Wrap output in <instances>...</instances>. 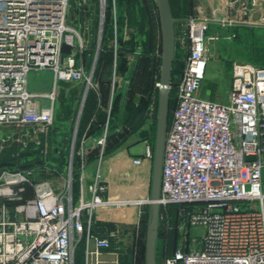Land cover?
I'll list each match as a JSON object with an SVG mask.
<instances>
[{
  "label": "built area",
  "instance_id": "built-area-1",
  "mask_svg": "<svg viewBox=\"0 0 264 264\" xmlns=\"http://www.w3.org/2000/svg\"><path fill=\"white\" fill-rule=\"evenodd\" d=\"M193 1L192 13L174 33L185 56L177 81L169 85L175 87V106L163 137L156 202L162 208L174 203L199 205L185 212V226L190 225L187 251L183 238L161 264H264V64L234 62L226 102L197 94L207 67L210 24L264 25V0H213L210 15ZM97 5L98 32L103 33L106 7L115 26L116 0H98ZM67 6L68 0H0V150L16 141L25 143L11 132L27 127L39 143L40 134L53 124L54 90H29L28 72L50 69L55 80H84L86 87L92 86L75 56L82 38L66 23ZM111 33L115 37V27ZM105 137L104 129L95 139L98 163L106 154ZM153 150L154 143L144 140L132 164L153 161ZM77 154L81 164L76 194L69 176L60 193L42 181L34 184L31 198L12 208L0 201V264H74L79 243L83 264H99L101 251L111 248L114 232L95 225L101 220L99 210L112 204L103 196L105 186L97 168L85 181L84 152ZM26 179L13 172L4 182ZM9 194H13L9 187L0 192ZM143 202L152 200L147 197Z\"/></svg>",
  "mask_w": 264,
  "mask_h": 264
},
{
  "label": "rangeland",
  "instance_id": "rangeland-1",
  "mask_svg": "<svg viewBox=\"0 0 264 264\" xmlns=\"http://www.w3.org/2000/svg\"><path fill=\"white\" fill-rule=\"evenodd\" d=\"M186 1L172 0L173 10L176 9L177 4L184 6L186 3H190L192 8L193 0ZM97 4L98 0H68L66 11V23L76 28L82 38V49L77 51L75 56L82 64L85 75L92 86L95 87L96 83V88H100L101 94L105 97L108 94L110 98L117 94L128 95L134 86L146 89L149 98L148 103L150 102L151 107L156 112L159 86H156L155 82H158L157 76L161 63V36L154 0H116L115 26L113 23H108L110 12H105V20L102 23L105 29H111V31L115 27V37L113 35L107 37L98 32L100 24ZM207 36L206 73L201 80L197 94L207 99L226 102L231 88L233 63L264 64V25L213 23L210 24ZM77 42L78 40L75 38L74 49L78 46ZM174 52L178 54V57L175 60L174 71H171V77L177 79L185 51L178 48L174 42ZM108 54H111V58H115L114 77L112 65H106V61L103 59L104 56L106 59ZM85 85L86 81L83 80L76 89L77 92L74 96V92L71 90L70 93H62V95L66 94L67 97L69 94L76 97L75 110L81 97H85L88 88L91 87L88 85L86 92H83ZM112 86L113 92H111ZM71 99L62 100L61 105L71 104ZM171 108L173 109V105ZM166 124L167 118L165 127ZM22 131L27 133L29 130L27 127H23ZM136 136L137 134H134L132 137L135 138ZM43 138V142H45L41 146L36 147L33 140H25V143L16 141L3 152H0V192L6 193L8 187L13 192L7 196L0 195V201L4 200L11 208L34 195L35 183L50 181L54 188L62 190L65 188L66 180L72 176L73 166L70 162L76 155L75 150H73V147L77 146L75 136L73 137V134L69 136L67 146L62 150L56 149L55 146L50 148L47 134H44ZM88 144L92 143L88 142ZM142 147V141H135L130 144L129 149L134 152L140 151ZM89 148L96 152L99 150L97 144L89 145L84 151V156L89 155ZM13 172L21 173L27 179L20 183L5 184L4 180L10 177V173ZM71 184H73V179ZM262 187L264 191V170ZM198 205V203L182 204L187 211L195 210ZM179 206L170 204L165 208L160 206L158 208L155 264H161L163 258L172 251L174 247L172 243L178 231L181 233L177 242L184 238L186 216L183 218V225H181L178 218ZM123 207V205H115L112 209L119 211ZM131 208L132 224L118 237L112 239V246L119 247L122 254L131 253L136 264H145V260L143 262L145 236L151 218V204L142 202ZM108 227L110 229V226ZM191 231L197 232L198 230L191 228Z\"/></svg>",
  "mask_w": 264,
  "mask_h": 264
},
{
  "label": "crops",
  "instance_id": "crops-1",
  "mask_svg": "<svg viewBox=\"0 0 264 264\" xmlns=\"http://www.w3.org/2000/svg\"><path fill=\"white\" fill-rule=\"evenodd\" d=\"M169 2L171 8H173L172 0H169ZM196 2L201 4L206 15L214 12L213 0H196ZM176 6V9L173 10V16L179 21L174 24V33L180 21L193 11V6L191 8L190 3H186L184 6L177 4ZM111 65L114 77L115 58H112ZM80 83L77 81L55 80L54 72L50 69L33 70L27 74V88L29 90L41 92L54 90L55 93L53 124L46 133L50 148L55 146L56 149L62 150L67 146V139L71 134L76 138L77 146L73 147V150L77 155L75 160L77 177L75 186L73 187L71 184L73 194H76L79 188L78 174L81 158L77 152L80 150L84 152L87 146L95 145V139L105 129L104 149L106 154L102 161L98 163L97 160L99 150L96 152L91 148L89 149L92 150V153L89 151V155H85L83 159L86 169L85 181H90L97 168L102 184L105 186L103 196L112 204L108 208H101L98 212V218L101 220L98 221L100 224L97 229L114 232L115 234L111 237V248L101 251L99 264H136L131 253L122 254L119 247L112 246V239L118 237L132 224L131 207L141 204L147 197L150 198L152 160L145 159L140 165H133L131 162L132 157L140 154L143 147L140 151L134 152L130 151L129 147L135 141H142L144 144V140H148L154 143L157 110L155 112L150 102L148 103L149 98L146 89L134 86L128 95L117 94L111 98L107 96L103 101L100 90L96 88L95 83V87L91 86V88L96 92V101L86 108L85 116L83 115L81 118L85 97H81L76 110V97H73L76 95V89ZM85 89H83V92ZM70 90L74 92V94L72 92L73 96L71 94L68 95L69 97L66 94L62 95L63 92L70 93ZM111 92H113V86ZM71 96L73 99H71ZM69 99L72 101L71 104L61 105L63 101ZM80 119L81 125L79 127ZM7 132L10 133V130L7 129ZM10 134L14 137L20 136L27 141L33 140L36 147L43 145L42 143L45 142H43L44 134H40L39 143L34 136L30 137L31 134L28 132L24 134L22 130ZM134 134H137L135 138L132 137ZM88 142L92 144H88ZM4 149H7V147L1 149L0 152H3ZM71 162L73 164V160ZM50 184L52 185L51 182ZM54 191L60 193L63 189L54 188ZM115 205H123L124 207L119 211H115L112 209ZM108 219L111 221H105ZM108 226H110V229ZM90 245H92V242H90ZM83 262V243H79L74 252V264H83Z\"/></svg>",
  "mask_w": 264,
  "mask_h": 264
},
{
  "label": "water",
  "instance_id": "water-1",
  "mask_svg": "<svg viewBox=\"0 0 264 264\" xmlns=\"http://www.w3.org/2000/svg\"><path fill=\"white\" fill-rule=\"evenodd\" d=\"M157 9L160 36H161V53L160 69L158 72V103H157V122L154 139L152 175L150 183L151 218L147 226L145 236V264H155V238L157 235V216L158 204L156 199L160 189L161 162L163 150V137L165 132V122L167 118L169 85L171 82L172 63L174 58V22L169 0H154ZM87 88L84 92H86ZM252 159V156H247ZM190 235V225L186 222L184 238V250L188 249Z\"/></svg>",
  "mask_w": 264,
  "mask_h": 264
},
{
  "label": "trees",
  "instance_id": "trees-1",
  "mask_svg": "<svg viewBox=\"0 0 264 264\" xmlns=\"http://www.w3.org/2000/svg\"><path fill=\"white\" fill-rule=\"evenodd\" d=\"M170 3V2H169ZM171 7V6H170ZM108 8V7H107ZM109 9V8H108ZM108 9L106 10V12H109L108 11ZM171 11H172V16H173V8H171ZM105 15H106V13H105ZM174 17V16H173ZM177 21H179V20H176L175 19V22H174V24H176L177 23ZM111 23V21L108 19V23ZM109 23V24H110ZM108 34V35H107ZM103 35L104 36H107V37H111L112 36V33H111V29L109 30V29H105L104 27H103ZM109 55V54H108ZM177 57H178V54L176 53V52H174V58H173V63H172V72L174 71V66H175V60L177 59ZM103 59L106 61V65H111V63H112V58H111V54L109 55V56H107L106 57V59H105V56L103 57ZM116 73H117V69H116ZM157 80H158V76H157ZM177 81V79H175V78H172L171 77V83L173 84V83H175ZM99 90H100V96H101V99L104 101V99L106 98L105 96H103V94H101V89L99 88ZM103 91H106L105 89H102ZM107 90H108V93H109V87L107 88ZM105 93V92H104ZM108 96V95H107ZM96 101V92L91 88V87H89L88 88V90H87V93H86V96H85V100H84V105H83V108H82V115H81V118L83 117V115H84V112L85 111H87V107H89L91 104H92V102H95ZM172 105H173V108H174V106H175V87H173V86H171L170 87V89H169V94H168V108H167V124H166V126L169 124V121H170V118H171V114H172V111H173V109L171 108L172 107ZM100 114V113H99ZM85 116V115H84ZM80 125H81V119H80V122H79V127H80ZM104 151H105V153H106V150L104 149ZM76 154V153H75ZM75 160H76V155H75V157H74V159H73V164H72V166H73V172H72V179H73V184L75 183V181H76V177H77V173H76V167H75ZM73 184H72V186H73ZM74 187V186H73ZM174 204H176V203H174ZM177 205H180L179 206V208H180V214H179V223L181 224L182 223V216L184 217L186 214H185V212L187 211V209L184 207V206H182V204H177ZM100 223H96V225H95V229H97V226L99 225ZM180 233L181 232H179L178 231V234L176 235V238H174V240H173V243L172 244H174L173 246V248H172V251H174L177 247H178V242H177V240H178V236L180 235ZM171 251V252H172ZM170 252V253H171ZM144 260H145V256H144V258H143V262H144Z\"/></svg>",
  "mask_w": 264,
  "mask_h": 264
},
{
  "label": "bare ground",
  "instance_id": "bare-ground-1",
  "mask_svg": "<svg viewBox=\"0 0 264 264\" xmlns=\"http://www.w3.org/2000/svg\"><path fill=\"white\" fill-rule=\"evenodd\" d=\"M113 217H116V216H113Z\"/></svg>",
  "mask_w": 264,
  "mask_h": 264
}]
</instances>
